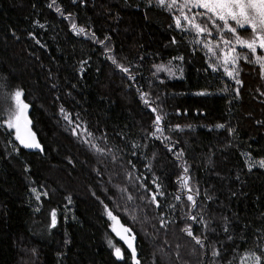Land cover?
<instances>
[{
  "label": "trees",
  "instance_id": "trees-1",
  "mask_svg": "<svg viewBox=\"0 0 264 264\" xmlns=\"http://www.w3.org/2000/svg\"><path fill=\"white\" fill-rule=\"evenodd\" d=\"M195 39L212 38L147 0H0L2 115L22 90L41 146L0 127V264H133L105 206L131 229L140 264H238L260 242L264 168L249 164L264 159V78L243 60L241 84L213 71Z\"/></svg>",
  "mask_w": 264,
  "mask_h": 264
},
{
  "label": "snow or ice",
  "instance_id": "snow-or-ice-1",
  "mask_svg": "<svg viewBox=\"0 0 264 264\" xmlns=\"http://www.w3.org/2000/svg\"><path fill=\"white\" fill-rule=\"evenodd\" d=\"M75 2V0H74ZM55 3V0H53ZM148 6L151 7L155 5L161 9L168 11L173 14V19L175 26L182 32H195L197 37H209L212 39L201 40L195 39L193 42L196 44H202L203 47L210 54L209 59L214 61L210 63L209 67L213 71H218L221 68L223 71L235 80L236 84H241L239 77V62L243 60L245 63H250L258 65L261 71L262 78H264V0H147ZM51 6V5H50ZM59 12L60 9L57 8ZM73 30L77 31L78 34L85 32L84 28L77 29L76 25H72ZM240 30L250 31V37H244L240 34ZM215 33V36L213 34ZM103 43V41H99ZM175 42V40L173 41ZM246 51L242 52L238 50ZM260 50L261 54H257V50ZM180 59H183L182 57ZM113 63L116 60L113 58ZM124 72H128V68L121 66ZM231 69V70H230ZM156 71H167L170 75H173L170 67L158 65L156 66ZM203 94V93H201ZM238 94V90H237ZM148 93H142L141 99L147 105L149 104L146 97ZM22 90H16L6 97L7 100V115L3 116L4 103L0 100V127H6L10 130H15V139L19 141L20 145L28 149H39L41 146L35 141L34 133L27 128L30 123L27 117V111L29 109V104L23 99ZM63 111V109H61ZM153 112H156L154 126L155 130L149 135L160 138L163 136L164 127L162 122L164 116L158 112L157 108H152ZM65 118L71 123V118L66 114ZM77 127H79L77 125ZM219 128H223L224 125H217ZM175 130H181L180 126H176ZM85 132L88 136H92L91 132ZM73 133L76 134V129H73ZM159 134V136L157 135ZM165 140L169 137L164 136ZM88 143L89 141H85ZM94 147H96L94 145ZM171 151V149H169ZM97 151L103 152L104 150L97 147ZM182 155V153H181ZM264 168V159L259 161H254L249 164V170L253 167ZM187 172V169H184ZM182 187H188L187 179L183 180ZM35 191V190H33ZM126 191V190H125ZM157 195H162V193H154L152 195V201L154 203L158 202L156 200ZM198 195V192H197ZM39 198V196H37ZM129 200L132 199L131 196L128 197ZM180 199V197H177ZM187 200L191 202L192 207L196 206V202L193 195H188ZM107 215L113 221L118 222V217L113 214V212L107 209L105 206ZM135 220V216L132 217ZM190 219L195 220V216H191ZM56 224V213L52 212V225ZM124 233H130L131 229L123 227L121 225ZM113 231H116L113 228ZM187 235L191 236L195 242L201 247H204V242L197 236L193 235L191 227L184 229ZM227 231V228H225ZM117 235H121L117 232ZM121 239H124L131 249L133 264H140V260L137 259L136 249L131 241L126 239L121 235ZM135 236L131 237L134 240ZM231 239V237H229ZM259 243L255 244V247L246 250L239 257L238 264H264V235L257 237ZM115 255L118 259H123V253L119 247L115 248ZM211 255L213 258H219L221 256L220 249L213 248L211 250ZM228 264H232L231 261Z\"/></svg>",
  "mask_w": 264,
  "mask_h": 264
},
{
  "label": "rangeland",
  "instance_id": "rangeland-1",
  "mask_svg": "<svg viewBox=\"0 0 264 264\" xmlns=\"http://www.w3.org/2000/svg\"><path fill=\"white\" fill-rule=\"evenodd\" d=\"M112 221V224H113V228H115L116 229V231H114L115 232V234L117 235V232H119L121 235H123L126 239H128L129 241H131L133 244H134V240H131V237L133 236V234L130 232V233H124L123 232V229L121 228V223H120V221L118 220V222H116V221H113V220H111ZM124 227V226H123ZM121 235H117L120 239H121ZM125 244H127L126 242H125V240L124 239H121Z\"/></svg>",
  "mask_w": 264,
  "mask_h": 264
},
{
  "label": "water",
  "instance_id": "water-1",
  "mask_svg": "<svg viewBox=\"0 0 264 264\" xmlns=\"http://www.w3.org/2000/svg\"><path fill=\"white\" fill-rule=\"evenodd\" d=\"M27 114H28V111H27ZM27 117H28V115H27ZM29 120V119H28ZM30 121V120H29ZM27 128L31 131V133H32V130H31V122L27 125ZM34 136H35V141L37 142V143H39L38 142V139H37V137H36V135L34 134ZM40 144V143H39ZM41 148V147H40ZM39 148V149H40ZM26 149H28V148H26ZM28 150H38V149H36V148H33V149H28Z\"/></svg>",
  "mask_w": 264,
  "mask_h": 264
}]
</instances>
